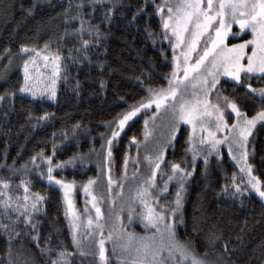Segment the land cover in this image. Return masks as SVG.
I'll return each instance as SVG.
<instances>
[{"label":"trees","instance_id":"1","mask_svg":"<svg viewBox=\"0 0 264 264\" xmlns=\"http://www.w3.org/2000/svg\"><path fill=\"white\" fill-rule=\"evenodd\" d=\"M158 2L0 0V264H85L77 253L62 189L50 176L75 184L97 176V162L89 154L101 146L102 134L168 85L175 65ZM23 47H50L60 56L62 78L55 99L19 93L23 73L10 61ZM263 84V76L245 75L239 83L225 78L217 95L252 115L264 108V99L249 86ZM145 126L141 114L120 135L115 168ZM78 156L89 158L50 171L52 164ZM168 158L174 163L190 159L186 128ZM250 161L264 186V123L255 129ZM237 174L226 152L196 160L176 236L210 262L264 264V203L228 188ZM25 189L43 199L27 218L9 203ZM71 252V259H59Z\"/></svg>","mask_w":264,"mask_h":264},{"label":"rangeland","instance_id":"2","mask_svg":"<svg viewBox=\"0 0 264 264\" xmlns=\"http://www.w3.org/2000/svg\"><path fill=\"white\" fill-rule=\"evenodd\" d=\"M158 13L173 49L175 70L168 85L102 134L101 146L89 154L97 162V176L82 184L50 176L62 189L77 253L85 264H219L200 257L176 236L198 159L226 152L238 169L228 188L264 203V186L250 161L264 108L248 115L217 95L222 79L239 83L245 75L264 77V0H159ZM10 63L23 73L20 94L56 98L62 62L55 50L23 47ZM249 88L264 99V84ZM141 114L145 131L115 168L116 141ZM182 128L188 130L190 159L174 163L168 150ZM87 158L52 164L50 171ZM10 199L9 205L26 218L43 201L28 189ZM74 253L59 259L67 261Z\"/></svg>","mask_w":264,"mask_h":264}]
</instances>
